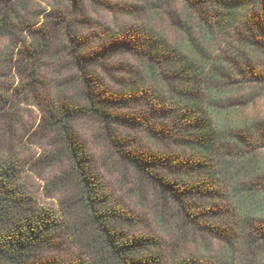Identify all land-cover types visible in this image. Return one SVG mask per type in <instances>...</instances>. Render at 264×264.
I'll list each match as a JSON object with an SVG mask.
<instances>
[{"label": "trees", "instance_id": "trees-1", "mask_svg": "<svg viewBox=\"0 0 264 264\" xmlns=\"http://www.w3.org/2000/svg\"><path fill=\"white\" fill-rule=\"evenodd\" d=\"M73 1L75 10L58 2L32 27V14L21 12L26 0H0V132L16 130L19 98L36 106L48 139L37 161L59 166L45 187L61 194L60 213L42 204L23 181L11 146L0 145V264H37L63 232L79 251L68 264H264V225L256 221L264 219L258 145L264 143V123L244 117L236 105L264 88V62L261 69L255 63L264 60V0H187L203 30L201 42L186 43L192 59L148 24H95L82 1ZM77 10L87 28L76 25ZM218 33L223 45L207 51L203 43L211 46ZM118 50L142 59L140 79L115 76L109 60ZM48 59L59 66L50 89ZM65 65H72L68 74L60 71ZM108 76L120 90L110 89ZM245 84L252 89L241 101L226 100ZM121 102L135 104L140 119L114 111ZM85 117L100 128L103 163L119 156L140 186H150L162 232L142 230L144 217L108 192L75 130ZM118 123L139 128L143 136L119 132ZM210 239L222 245L216 256ZM187 242L199 253H186Z\"/></svg>", "mask_w": 264, "mask_h": 264}, {"label": "rangeland", "instance_id": "rangeland-1", "mask_svg": "<svg viewBox=\"0 0 264 264\" xmlns=\"http://www.w3.org/2000/svg\"><path fill=\"white\" fill-rule=\"evenodd\" d=\"M79 1V0H78ZM84 4L83 11L86 17L95 24L101 23L105 26H111L113 29H120L132 22L140 24H148L153 31L158 33L168 45L178 47L179 52L183 56L192 57L187 53L186 43L189 38L194 41L201 42L203 39V30L197 15V9L189 4L187 0H81ZM192 1V0H191ZM61 3L63 7L76 9V3L73 0H26L25 7L22 9V15L29 17L31 22L36 27L41 24L47 12L54 6ZM114 5V6H112ZM120 5V7L116 6ZM186 7L189 10H186ZM196 9V10H195ZM207 15L211 16L213 9H208ZM261 12V18L264 19V10ZM76 11V25L78 27L87 28L84 22L82 12ZM241 18L238 17L234 28L238 27ZM96 26V25H95ZM236 29V28H235ZM234 29V30H235ZM250 34L249 30L245 31ZM7 41H2L1 46ZM204 42V41H203ZM216 49L223 45L222 33H218L211 46L203 43V46L208 51L215 52ZM224 47V46H223ZM213 49V50H212ZM219 49V48H218ZM211 52V53H212ZM217 52V51H216ZM215 52V53H216ZM65 61V60H64ZM264 60L257 61L258 68L263 67ZM63 65V63H62ZM109 65L114 66L115 76L124 77L127 80L140 79V74H145L142 59L132 53L124 51H115L109 60ZM72 65L60 69L61 73L68 74ZM58 63L53 59L46 61L44 73L47 76L49 89L53 86V76L58 71ZM68 68L70 70H68ZM140 73V74H139ZM106 78V77H105ZM243 78V77H242ZM236 79H241L236 76ZM110 85V89L114 92L120 90V86L116 81L110 79L109 76L105 79ZM116 84V85H115ZM250 84H245L241 88L236 89L232 95L228 96L226 100H240L245 93L250 92ZM46 93V91H45ZM47 94V93H46ZM241 101V100H240ZM19 120L16 124L14 133L0 132V145L8 149L11 146V153L21 165L22 179L30 188V190L37 196L38 200L45 205L55 208L60 213L59 200L61 194L58 191L46 190L48 180L59 171L57 167H43L38 161L37 157L48 149V139L45 137L41 129H39V122L41 113L33 104H27L23 97L19 98ZM242 108L244 117L255 119L264 123V88L258 90V95L248 100L245 103H237ZM119 114L130 115L133 119H140V109L132 103L121 102L114 109ZM205 116L213 120L212 116L207 112ZM76 133L82 138L89 153L93 156L96 171L104 180L108 192L112 195L114 200L122 207L134 211L145 219V224L142 230H151L162 232V229L153 215V195L150 186L143 183L140 186L139 176L135 171L127 167L126 161H123L119 156L113 157L111 163L104 164L102 157L105 153L104 144L100 137H96L99 131L98 123L91 118H81L75 123ZM119 132L123 134L143 136L139 128H131L129 124L118 123L116 125ZM261 154L264 158V143L260 142ZM116 165V166H115ZM129 168V169H128ZM260 181L264 182V172L259 175ZM259 225H264V219L256 220ZM210 252L215 255L221 251L222 245L217 239H210ZM261 245V244H260ZM259 245V246H260ZM186 253H199L198 246L194 242H187L185 245ZM260 255L264 257V243L259 247ZM184 251V252H185ZM79 253L77 247L71 241L67 232H63L58 239V245L55 249L44 252L41 257H38L37 264H68Z\"/></svg>", "mask_w": 264, "mask_h": 264}]
</instances>
